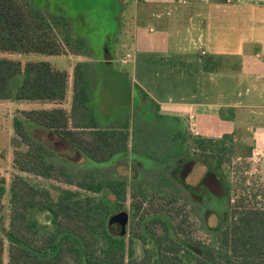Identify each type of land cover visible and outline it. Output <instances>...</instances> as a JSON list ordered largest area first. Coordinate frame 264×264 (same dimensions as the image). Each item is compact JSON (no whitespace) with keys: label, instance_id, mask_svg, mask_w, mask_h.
<instances>
[{"label":"trees","instance_id":"trees-1","mask_svg":"<svg viewBox=\"0 0 264 264\" xmlns=\"http://www.w3.org/2000/svg\"><path fill=\"white\" fill-rule=\"evenodd\" d=\"M69 54H93L86 39L73 37L70 20L47 15L31 0H0V102L42 105L19 110L13 119L10 184L0 176V264H264V204L257 201L264 193L257 190L250 200L242 195L231 204V173L241 169L234 134L201 136L177 128L170 143L161 141V150L146 148L166 167L195 159L220 177L228 204L223 222L209 226L214 210L208 211L203 227L192 220L191 234L178 202L192 204L182 196L176 166L158 181L76 171L52 142L31 132L30 124L36 125L96 162L137 147L136 125L100 123L92 105L96 79L90 61H77L69 71L45 59L11 57ZM211 63L205 60L207 68ZM193 196L201 201L205 194ZM115 218L130 219L125 234L113 225ZM197 229L209 237L194 235Z\"/></svg>","mask_w":264,"mask_h":264},{"label":"rangeland","instance_id":"rangeland-1","mask_svg":"<svg viewBox=\"0 0 264 264\" xmlns=\"http://www.w3.org/2000/svg\"><path fill=\"white\" fill-rule=\"evenodd\" d=\"M31 1L36 8L47 15L65 17L70 20L73 37L85 38L93 54L88 57H77L72 54L59 57L37 55L11 57L22 61L45 59L58 68L69 71H72L77 61H90L93 64L96 79L92 105L100 123L114 126L128 121L130 126L136 125L137 147L133 146L128 152L114 156L109 162H96L64 141L54 142L51 134L37 129L36 125L30 124L31 132L39 138L52 142L59 156L68 160L70 166L76 171L104 170L113 176H126L130 181L134 180L135 176L145 181H158L161 176L168 177L170 170L175 167L174 162L168 167L161 165V162H156L146 153V148L152 146L160 149L161 141L170 143L169 134L174 129L183 127H179L175 120L167 117L161 122L152 101L146 100L148 102L143 104L144 98L141 96L142 90L139 87L145 88L159 102L189 101L192 94L191 88L194 87L197 79L199 80L197 68L199 69L200 58L203 61L207 59L200 55L202 47L197 45L196 49L190 50L189 59L194 65L193 70L180 67V58L177 56L161 58L157 48L153 51L144 48L147 45L142 40L145 29L150 30V27H153L157 29L155 35L160 36L161 28L157 27L155 17L150 21L145 17L147 11L140 0ZM218 83L219 85L216 86L218 90L227 85L224 75L218 79ZM219 95L214 99L225 101L227 95ZM204 98L206 97L200 96L199 100L202 101ZM37 107L42 105L14 101L0 102V176L6 178L7 185L10 184L14 171L12 161L16 139L13 119L18 115L19 110ZM219 113L220 116L228 115L229 111L221 108ZM246 114L249 115L251 112ZM261 114L264 115V108L256 110L253 114L256 121L260 122L257 117ZM185 124V128L192 126V123L189 124L188 121ZM235 143L238 153L235 164H239L241 169L231 173V180L235 185L231 194V204L242 195L250 200L257 190L264 193V160L253 154L255 145L249 137H235ZM250 148L251 153H249ZM188 167L190 169L182 174L187 185V187L181 185L183 198L191 200L189 188L196 193L204 192L205 194L201 201L193 196L192 205L185 206V201L182 199L178 202L179 206L184 204L185 214L188 215L187 231L192 234V220L196 221L197 226L203 227L202 221L208 211L214 210V213L207 218V224L209 226L221 224L223 215L228 210V204L224 194H215L216 192L209 188V186L212 188L216 186V179L219 180L211 168L200 161L195 162V169L192 166ZM246 201L245 203L249 204ZM257 201L261 205L264 204V195L257 196ZM7 215L6 208L3 213L4 220ZM129 226L130 219L127 222L128 230ZM193 234L201 238L209 237V233L198 229L193 230ZM139 253L142 254L141 249ZM4 262H7L6 252Z\"/></svg>","mask_w":264,"mask_h":264},{"label":"crops","instance_id":"crops-1","mask_svg":"<svg viewBox=\"0 0 264 264\" xmlns=\"http://www.w3.org/2000/svg\"><path fill=\"white\" fill-rule=\"evenodd\" d=\"M140 1L147 11L145 17L149 21L155 17L161 28L160 36L153 27L145 29L144 48H157L161 58L177 56L180 67L193 70L189 54L199 45L202 58L212 61L207 68L200 58L199 80L191 88L189 101L159 102L140 86L149 95H141L143 104L151 100L158 118H171L179 127L192 123L185 129L195 135L249 137L255 145L253 154L264 160V115L257 117L261 123L253 115L264 108V0H231L230 4L228 0ZM222 75L227 85L218 90ZM219 94L227 95L225 101L214 99ZM200 96L206 98L201 101ZM221 108L228 115L220 116Z\"/></svg>","mask_w":264,"mask_h":264},{"label":"flooded vegetation","instance_id":"flooded-vegetation-1","mask_svg":"<svg viewBox=\"0 0 264 264\" xmlns=\"http://www.w3.org/2000/svg\"><path fill=\"white\" fill-rule=\"evenodd\" d=\"M189 162H193V163H189ZM177 168V176H176V180L181 182V185L183 184L184 186L187 187V185L185 184V180L183 179L182 174H184V172H186L187 170L190 169V167L188 166H192L195 169V159H185V160H179L178 163L175 165ZM193 169V170H194ZM195 171V170H194ZM190 189V194H191V203L193 204V193L194 191H192L191 188ZM225 196V193H224Z\"/></svg>","mask_w":264,"mask_h":264},{"label":"water","instance_id":"water-1","mask_svg":"<svg viewBox=\"0 0 264 264\" xmlns=\"http://www.w3.org/2000/svg\"><path fill=\"white\" fill-rule=\"evenodd\" d=\"M196 162V161H195ZM190 164L191 163H193V162H189ZM218 176V175H217ZM219 177V176H218ZM217 181H216V186H213V188L212 187H210L209 186V188L211 189V190H213V191H215L216 193L215 194H224L225 193V191H224V187H223V185H222V182H221V179H220V177H219V180L218 179H216ZM112 223H113V225H115V227L117 228V229H119L120 230V233L121 234H125V232H126V224H127V221L126 220H117V218H115L113 221H112Z\"/></svg>","mask_w":264,"mask_h":264},{"label":"built area","instance_id":"built-area-1","mask_svg":"<svg viewBox=\"0 0 264 264\" xmlns=\"http://www.w3.org/2000/svg\"><path fill=\"white\" fill-rule=\"evenodd\" d=\"M227 3H229V4H230V3H231V0H228V1H227ZM202 53H203V55H205V54H206V52H205V51H203V50H202ZM125 61H126V60H125Z\"/></svg>","mask_w":264,"mask_h":264}]
</instances>
